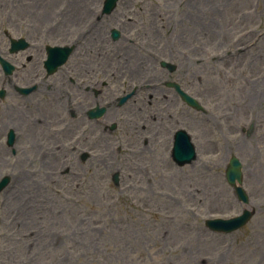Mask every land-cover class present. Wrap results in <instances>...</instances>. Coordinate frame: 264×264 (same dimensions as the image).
Wrapping results in <instances>:
<instances>
[{
	"label": "rangeland",
	"instance_id": "1",
	"mask_svg": "<svg viewBox=\"0 0 264 264\" xmlns=\"http://www.w3.org/2000/svg\"><path fill=\"white\" fill-rule=\"evenodd\" d=\"M26 1L0 0V23H113L120 27L119 41L124 43L136 40L129 31L137 30L143 48L129 46L132 60L144 48L172 46L177 41L184 51L183 25L190 28L192 46L207 42V53L193 56L194 69L209 70V118L202 123L214 120L218 128L228 118L236 126L254 122V134L246 140L241 134V143L237 140L231 153L242 163L241 184L257 211L231 233L217 235L204 227V218L229 216L242 208L222 174L228 153L199 154L172 178L161 177L171 173L160 171L155 187L120 186L113 192L96 188L102 193L94 201L80 200L79 209L74 208L75 202H37L24 211L18 195L24 192L16 186L1 195L0 264H66V256L78 258L79 264H105L104 250L126 222L134 228L142 226L138 231L145 233L140 238L146 237L144 264H264V0H117L108 15L100 13L103 0H41L48 4L37 7ZM94 32L98 34V29ZM122 57L123 53L113 54V64ZM45 116L50 120L51 112ZM189 168L193 182L188 186L178 175ZM200 176L204 185L197 183ZM44 190L52 196L66 192ZM65 206L69 214L62 210ZM74 212L80 215L74 217ZM178 222L201 238L198 253L197 244L191 255L182 247L190 238L185 242Z\"/></svg>",
	"mask_w": 264,
	"mask_h": 264
},
{
	"label": "water",
	"instance_id": "2",
	"mask_svg": "<svg viewBox=\"0 0 264 264\" xmlns=\"http://www.w3.org/2000/svg\"><path fill=\"white\" fill-rule=\"evenodd\" d=\"M112 1H113V0H108V1H106V2H107L108 9H109V6L111 5ZM108 9H107V10H108Z\"/></svg>",
	"mask_w": 264,
	"mask_h": 264
},
{
	"label": "bare ground",
	"instance_id": "3",
	"mask_svg": "<svg viewBox=\"0 0 264 264\" xmlns=\"http://www.w3.org/2000/svg\"><path fill=\"white\" fill-rule=\"evenodd\" d=\"M186 36H188V33H185Z\"/></svg>",
	"mask_w": 264,
	"mask_h": 264
}]
</instances>
